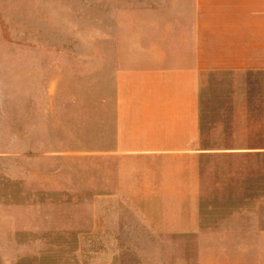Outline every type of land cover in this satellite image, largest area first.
Returning <instances> with one entry per match:
<instances>
[{"label": "rangeland", "instance_id": "rangeland-1", "mask_svg": "<svg viewBox=\"0 0 264 264\" xmlns=\"http://www.w3.org/2000/svg\"><path fill=\"white\" fill-rule=\"evenodd\" d=\"M36 5L40 156L32 167L26 155L32 144L22 141L23 128L1 118L0 264H148V245L150 264H177L178 242L185 244V264L208 256V249L195 247V241L207 245L208 239L108 235L143 230L141 219L129 212L134 208H120L130 202V192L112 190L120 181L128 186V159L99 151L114 148L119 124L125 136H148V0H35ZM22 33L10 30V55L32 54V46L11 45ZM31 80L18 84L31 92ZM257 82L248 73L206 76L204 129L209 118L224 117L228 101L264 102ZM27 98L10 94L5 103ZM210 210L202 207L206 229ZM26 232L35 238H23Z\"/></svg>", "mask_w": 264, "mask_h": 264}, {"label": "crops", "instance_id": "crops-1", "mask_svg": "<svg viewBox=\"0 0 264 264\" xmlns=\"http://www.w3.org/2000/svg\"><path fill=\"white\" fill-rule=\"evenodd\" d=\"M38 14L35 0H0V120L14 119L23 128L22 141L32 144L26 154L32 167L40 156ZM10 30L23 32L11 45L32 46V54L8 53ZM145 72L148 136H125L119 124L114 148L99 151L128 159V186L120 181L112 190L130 192V202L120 208H134L129 212L141 219L143 230L108 235L208 239L207 245L195 241L208 256L192 264H264V102L228 101L224 117L209 118L208 129L201 104L209 75L253 74L264 94V0H148ZM20 73L26 75L21 80ZM30 76L31 92L18 84L27 78L30 85ZM10 94L28 98L5 103ZM123 107L120 99V112ZM205 206L211 208L208 229ZM21 236L35 238V232ZM184 245L177 244V264H185ZM151 247L144 249L148 264Z\"/></svg>", "mask_w": 264, "mask_h": 264}]
</instances>
